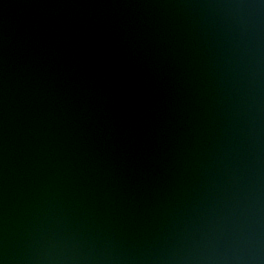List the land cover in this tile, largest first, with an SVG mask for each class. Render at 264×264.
Segmentation results:
<instances>
[{
    "label": "water",
    "instance_id": "1",
    "mask_svg": "<svg viewBox=\"0 0 264 264\" xmlns=\"http://www.w3.org/2000/svg\"><path fill=\"white\" fill-rule=\"evenodd\" d=\"M0 264H264V0H0Z\"/></svg>",
    "mask_w": 264,
    "mask_h": 264
}]
</instances>
